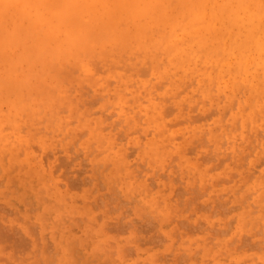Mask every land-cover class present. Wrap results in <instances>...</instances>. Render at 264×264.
Segmentation results:
<instances>
[{
  "label": "rangeland",
  "instance_id": "374dc122",
  "mask_svg": "<svg viewBox=\"0 0 264 264\" xmlns=\"http://www.w3.org/2000/svg\"><path fill=\"white\" fill-rule=\"evenodd\" d=\"M92 65H70L31 134L5 130L0 139V264H264V114L244 123L224 97L212 104L197 98L195 83L174 87L155 73L137 75L122 65L113 74ZM163 95L174 97L163 102Z\"/></svg>",
  "mask_w": 264,
  "mask_h": 264
},
{
  "label": "bare ground",
  "instance_id": "6f19581e",
  "mask_svg": "<svg viewBox=\"0 0 264 264\" xmlns=\"http://www.w3.org/2000/svg\"><path fill=\"white\" fill-rule=\"evenodd\" d=\"M91 63H94L95 66L92 65L93 67L99 66V69L100 67H105L108 73L112 72L113 74L117 71V67H121L122 69V65H125L127 67H124L126 70H132L130 71V73L137 72V75H148L146 72L155 73L157 75L163 76V80L167 78L174 87L185 86L187 88L189 83H195L194 85L196 86L198 93L197 94L195 92V95L197 94V98L198 95H200L201 97H203V102H210L212 104V102H215L219 99H222L221 97H224L227 100L228 106H236V111L234 113L237 115L239 114L238 119H241L243 121L248 120L247 122H252L253 118L255 119L253 115L260 113V116H262V114H264V0H0V139L5 136V130H8L11 133L19 134V132L23 131L27 134H31V129H33L32 124L34 122L36 123L37 119V122H39L40 113L47 108H52L54 97L53 93L59 87L60 81H63L64 79L63 82H65L66 77H68L69 74L72 73L70 71L71 68L69 69L70 65L85 66L88 68L89 64ZM189 79L194 80L189 81ZM111 81H109L108 83H111ZM155 82L156 81H154V83ZM83 84L84 83L80 84V86H82ZM155 84L154 87H156ZM82 87L83 89L85 87L86 90L85 84ZM68 88H72L71 90H73V87L69 86ZM157 88L159 89L160 86L157 85L156 89ZM71 90L69 91V93L71 92ZM181 92L179 90V93ZM81 93L83 92L81 91ZM175 94L177 97V93ZM173 95L168 97H172ZM238 95L241 96L238 97ZM98 96L99 95H97V97ZM165 96L166 95H163L162 98H159L162 100L168 98ZM83 98L85 99V97ZM98 99H100V97ZM165 100L163 102H165ZM74 102L75 101H73V103ZM78 104L77 108L78 106L80 107V105ZM166 104L168 105V101L166 102ZM180 104L181 107H184V104ZM66 105H68V103ZM162 105L164 106L165 103ZM162 105H160V107ZM168 106H172V104ZM194 106L195 105L193 104V106L191 107L193 108ZM64 107L60 108H62L63 110L65 109ZM106 107H108V105ZM163 109L161 113H164V115H168V113L171 114L170 112H172V110L166 112L165 110H167V108ZM194 109L196 108L194 107ZM213 109L215 110V108ZM62 110L60 109L59 112H61ZM182 110L183 109L181 108V111ZM94 111L92 110V112ZM165 112L167 114H165ZM111 113L110 115H113V113ZM204 113V115L201 114L203 118L207 113L210 114L209 111L207 113ZM194 115H191L190 117H193ZM106 117L108 119L107 115ZM136 117L138 116L136 115ZM223 117L224 116H221L220 118L222 119ZM103 118L104 117H101V119ZM257 118L260 117H256V120H258ZM236 119L235 121H238V119ZM188 120L190 122V119ZM193 120L195 121V116L193 117ZM256 120L255 122H253V128L260 122L259 120V122L256 124ZM243 121H241V124H243ZM41 122L43 121L41 120ZM177 122L179 123V121ZM171 123L172 125H174L173 122H170L169 124ZM110 125L112 126V123ZM165 125L167 124H164V126ZM103 126L104 125H102L101 127L103 128ZM235 126L237 127L236 122ZM240 126L242 127V125ZM248 126L250 127V129H253L251 128L250 124L245 127L248 128ZM26 128H28V130H26ZM138 128L139 127H137V129ZM40 129L42 128L39 127L38 130ZM110 129L112 130V127ZM36 130L34 133L37 132ZM83 131L84 130H82L81 133ZM83 133H86V131ZM221 133L223 134V132ZM116 134L118 135L119 133ZM124 134V136H126V133ZM222 134H217V138H220L218 135L221 136ZM64 135L66 136L67 134ZM142 136L143 135H141V137ZM262 137L264 136L262 135ZM122 138L123 136L121 137V139ZM99 139L102 138L99 137ZM117 139H119V137H117ZM202 139H204V136L202 137ZM221 140L223 143V138ZM92 141L93 140H91V142ZM194 142L196 141H193L192 144ZM192 144L190 143V145ZM220 144L221 143H219V145ZM61 146L60 148L64 147ZM208 146H210V144ZM216 146L218 147V145ZM252 146H254V144ZM193 147L195 146H192L191 149ZM186 148L187 146L185 147V149ZM188 149L190 151V147ZM214 149L212 148L213 151ZM125 150L123 152H125ZM186 150L185 153H190L188 150V152ZM217 150H219V148H217ZM202 151L199 152L202 153ZM246 152L243 153L244 159H246ZM211 153L212 152H210V154ZM49 154H51V151L49 152ZM49 154L46 153L45 156H49ZM216 154L218 155V153ZM73 155L74 154H72V157H74ZM127 155L128 154H126V156ZM225 155L223 156L224 158L221 156L222 160L228 158V154L227 157ZM3 156L2 158H4ZM67 156H69V154ZM174 156L175 155H173V157ZM233 156L234 155H232V158ZM210 157L211 155L209 157L203 156L204 159L207 158V161L208 159H211ZM239 157L240 161H242L243 158L241 156ZM76 158L79 157H77L76 155ZM258 158H260V156ZM71 160L74 161L73 158H71ZM72 161H70V163L68 161L65 163L71 164ZM106 161L107 163H110V161L108 162L107 159ZM218 163L222 164L220 163V161ZM141 164L142 163H140V165ZM239 164L240 162L238 163V165ZM251 164L255 165L253 164V161ZM235 167L237 168V166ZM142 168L140 169L142 170ZM208 169L209 167L206 169V171ZM250 169H253V167H251ZM148 170H150V168H148ZM244 171L243 172L245 174L247 173L248 176V173L251 170L249 172H246V170ZM252 171L255 172V169ZM136 172L137 171H135V173ZM138 172L137 175L140 173ZM175 173H177V171ZM245 174H243V176ZM251 174L253 173L250 172L249 177L251 176ZM261 174H259L260 177ZM182 175H184L183 172ZM261 178L263 179V176ZM174 179L175 177H172V181ZM176 179H178V177ZM246 179H248V177ZM260 180L261 179L259 178L258 183ZM173 182H175V180ZM263 183L261 182V186L264 187ZM261 186L260 189H263V187ZM247 195L249 197V194ZM185 200L187 201V199ZM221 206H223V204ZM263 213L260 212V214L262 215ZM262 215L259 217H262ZM221 230L222 228L220 229V231Z\"/></svg>",
  "mask_w": 264,
  "mask_h": 264
}]
</instances>
